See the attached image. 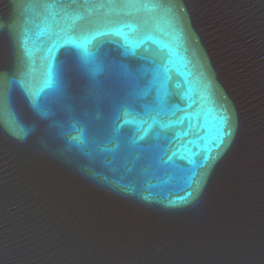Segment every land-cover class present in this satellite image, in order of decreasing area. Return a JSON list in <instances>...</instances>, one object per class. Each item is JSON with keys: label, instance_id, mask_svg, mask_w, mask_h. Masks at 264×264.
<instances>
[{"label": "water", "instance_id": "water-1", "mask_svg": "<svg viewBox=\"0 0 264 264\" xmlns=\"http://www.w3.org/2000/svg\"><path fill=\"white\" fill-rule=\"evenodd\" d=\"M0 264H264V0H0Z\"/></svg>", "mask_w": 264, "mask_h": 264}, {"label": "snow or ice", "instance_id": "snow-or-ice-1", "mask_svg": "<svg viewBox=\"0 0 264 264\" xmlns=\"http://www.w3.org/2000/svg\"><path fill=\"white\" fill-rule=\"evenodd\" d=\"M161 103H163V99L161 100Z\"/></svg>", "mask_w": 264, "mask_h": 264}]
</instances>
